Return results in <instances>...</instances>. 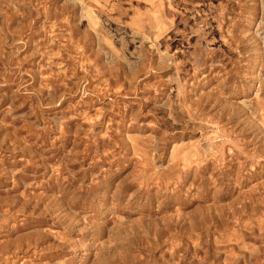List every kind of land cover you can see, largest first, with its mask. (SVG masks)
<instances>
[{"label":"rangeland","instance_id":"rangeland-1","mask_svg":"<svg viewBox=\"0 0 264 264\" xmlns=\"http://www.w3.org/2000/svg\"><path fill=\"white\" fill-rule=\"evenodd\" d=\"M0 264H264V0H0Z\"/></svg>","mask_w":264,"mask_h":264}]
</instances>
